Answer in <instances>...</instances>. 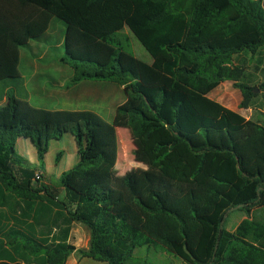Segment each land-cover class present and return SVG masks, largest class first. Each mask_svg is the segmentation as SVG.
Here are the masks:
<instances>
[{"label":"trees","instance_id":"1","mask_svg":"<svg viewBox=\"0 0 264 264\" xmlns=\"http://www.w3.org/2000/svg\"><path fill=\"white\" fill-rule=\"evenodd\" d=\"M54 20L65 27L60 61L71 86L128 89L134 106L123 114L159 180L114 178L118 135L95 113L29 103L21 54L46 42ZM126 29L151 65L130 53ZM261 50L263 0H0V101L8 102L0 107V264H67L74 254L148 264L135 252L153 249L183 264H264V220L252 216L264 210V124L209 98L232 82L240 108L252 109L256 89L231 67L236 55ZM66 135L78 163L58 188L43 185L50 144ZM19 140L33 144L38 166L18 152ZM236 209L247 218L229 232ZM79 223L90 232L87 250L69 243Z\"/></svg>","mask_w":264,"mask_h":264},{"label":"rangeland","instance_id":"2","mask_svg":"<svg viewBox=\"0 0 264 264\" xmlns=\"http://www.w3.org/2000/svg\"><path fill=\"white\" fill-rule=\"evenodd\" d=\"M51 25L45 43H32L30 51H22L21 72L25 76L29 91V103L33 107L50 111L69 109L95 113L106 122L111 123L118 135L119 153L113 171L114 178L123 179L127 175L141 178L144 174H151L155 180H159L157 179V172L151 169L144 158L141 145L129 129L127 125L128 118L123 114V111L126 112L134 106L129 98L128 89L113 84L100 83L94 89V95L87 94L86 97H82V87L70 85L72 78H67L63 82L68 75L61 71L59 66L61 65L60 57L63 55L65 27L56 20ZM120 38L123 40L126 38L129 41L130 53L136 59L148 65L152 63L151 56L127 29L124 30ZM231 69L240 70L243 73L241 83L256 89L252 110L255 121L264 124V50L256 55L251 53L236 55ZM60 79L63 82L62 85L57 83ZM100 91L103 94L102 97L100 99L98 97L94 98ZM229 98H232L230 94H224V100L227 101ZM6 105H8V102L2 103L1 107ZM17 149L31 164L38 166L36 149L30 141L19 140ZM78 160L77 145L71 135H66L62 141L52 142L45 160L46 179L43 185L51 183L55 188H58L62 174L72 170L77 165ZM148 180L151 181V179ZM155 180L152 182H156ZM180 186L182 189L186 188V185ZM59 192L61 199H63L65 197L64 191L59 189ZM252 216L256 220H264V210H255ZM246 218V214L242 211L237 209L229 211L225 225L227 231L232 232V230H235ZM75 225L71 234V240L73 241L71 245L79 250H87L86 247H89L90 243V237L88 236L90 232L83 224ZM84 228L89 232L85 240ZM135 257L148 264L182 263L180 259L160 250L155 252L137 250ZM84 260L86 259L74 254L68 262L81 264ZM90 263L97 264V262L91 260Z\"/></svg>","mask_w":264,"mask_h":264},{"label":"crops","instance_id":"3","mask_svg":"<svg viewBox=\"0 0 264 264\" xmlns=\"http://www.w3.org/2000/svg\"><path fill=\"white\" fill-rule=\"evenodd\" d=\"M54 22V21H53ZM53 22H52V24H53ZM52 26V25H51ZM51 26H50V29H51ZM50 29H49V31H50ZM48 31V32H49ZM30 46H32V44L30 45ZM22 54H21V64H22ZM62 57V56H61ZM61 57H60V60H61ZM153 62V61H152ZM60 63H61V61H60ZM21 64H20V68H19V71H20V75H21V78L22 79H24L25 80V76L22 74V72H21ZM152 64V63H151ZM150 64V65H151ZM61 68V71H63L65 74H68L67 75V77H65L64 78V81L63 82H65V79H67V78H72V70L68 67V66H66V65H63L62 63H61V65H59ZM58 73H60V72H58ZM64 77V76H63ZM62 81H61V79H60V81H58L57 83L58 84H60V85H62V83H63ZM25 83H26V80H25ZM98 84H100V83H92V82H84V83H82V84H80V85H77L76 87H82L81 88V90H83V93H82V97H86L87 96V94L88 95H94L95 93H94V89L95 88H97V86H98ZM26 88H27V85H26ZM222 88H225V89H222ZM218 89V88H217ZM216 89V91L214 92H212L210 95H209V98L211 99V100H213V101H215V102H217V103H219V104H221L222 106H224L225 108H227V109H229V110H231V111H233V112H235V113H237V114H239V115H241L242 117H244L245 119H247V120H252V121H255V118H254V114H253V110L252 109H248V110H244V109H241L240 108V105H241V103H242V101H243V97H242V93L238 90V89H236L235 87H234V84L232 83V82H225V83H223V84H221V86L219 87V89L217 90ZM27 91H28V88H27ZM60 93V92H59ZM230 94L231 96H232V98H229V100H224V94ZM57 94H58V92H57ZM28 95H29V91H28ZM102 93H101V91L97 94V95H95L94 96V98H96V97H98L99 99L102 97ZM30 96V95H29ZM30 98V97H29ZM5 102H7L6 101V98H5V100H3V101H0V107L2 106V103H5ZM36 108V107H35ZM38 109H42V108H38ZM48 111H50V110H48ZM51 111H69V112H76V110L74 111V110H69V109H61V110H51ZM256 122V121H255ZM19 143V142H18ZM75 225V224H74ZM76 226V225H75ZM75 226H73V228L75 227ZM239 226V225H238ZM237 226V227H238ZM236 227V228H237ZM87 229H85L84 228V240L86 239V236H87V233L89 234V232L87 231ZM235 230H232V232H234ZM71 234H72V232H71ZM89 237H90V235H88ZM83 240V241H84ZM71 242H73L72 240H71V237H70V240H69V243L71 244ZM86 249H88V246L86 247ZM148 251H152V252H155V250L153 249V250H148ZM166 254V253H165ZM92 261V260H91ZM94 262V261H93ZM182 262V261H181ZM68 264H74V263H72V262H68ZM81 264H92V263H90V260L89 259H86V260H84ZM97 264H103V263H98L97 262ZM182 264V263H181Z\"/></svg>","mask_w":264,"mask_h":264}]
</instances>
